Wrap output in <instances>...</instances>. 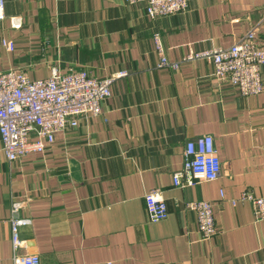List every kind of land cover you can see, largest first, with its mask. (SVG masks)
Instances as JSON below:
<instances>
[{"label":"crops","instance_id":"0c3cea01","mask_svg":"<svg viewBox=\"0 0 264 264\" xmlns=\"http://www.w3.org/2000/svg\"><path fill=\"white\" fill-rule=\"evenodd\" d=\"M126 0H4L0 72L46 80L86 70L112 86L102 115L55 136L45 154L10 163L0 140V264H13L12 205L30 225L21 255L41 264H264V222L244 192L264 198V91L243 98L206 61L158 70L153 35L181 63L191 52L231 46L256 29L264 49V0H188L189 10L152 20ZM264 84V69H263ZM214 138L216 182L185 188L172 178L188 142ZM162 189L168 219L149 223L145 196ZM223 194V196H222ZM214 207L218 234L203 242L189 202Z\"/></svg>","mask_w":264,"mask_h":264},{"label":"built area","instance_id":"2783aa9c","mask_svg":"<svg viewBox=\"0 0 264 264\" xmlns=\"http://www.w3.org/2000/svg\"><path fill=\"white\" fill-rule=\"evenodd\" d=\"M130 6H141L152 19L175 16L189 10L188 0H126ZM5 15V2L0 0V20ZM159 55L158 70L179 71L182 63L206 61L212 65L215 78L233 85L243 98L258 97L264 91V49L256 29L230 47L191 52L181 63L168 58L163 37L153 35ZM46 80H31L24 71L0 72V140L10 163L31 154H45L55 144V136L69 129H77L86 114L102 115V104L112 96L113 84L128 76L119 73L99 79L86 70L61 72L58 63L50 68ZM183 167L173 175V186L184 190L203 183L216 182L222 174V163L214 138L201 136L190 141L184 149ZM223 196V194H222ZM148 222L159 223L168 219L169 207L164 191L156 188L145 196ZM233 207L249 204L257 222H264V198L252 191L244 192L231 201ZM25 202L12 205L11 244L13 264H41L38 255H21L26 243L20 237L30 220L23 216ZM186 208L195 213L198 231L203 242H210L218 234L213 204L205 201L189 202Z\"/></svg>","mask_w":264,"mask_h":264}]
</instances>
